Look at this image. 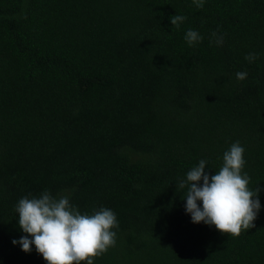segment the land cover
Here are the masks:
<instances>
[{
	"label": "trees",
	"instance_id": "1",
	"mask_svg": "<svg viewBox=\"0 0 264 264\" xmlns=\"http://www.w3.org/2000/svg\"><path fill=\"white\" fill-rule=\"evenodd\" d=\"M236 142L261 206L238 237L193 223L177 186ZM45 190L115 213L93 264H264V0H0V264H46L12 243Z\"/></svg>",
	"mask_w": 264,
	"mask_h": 264
},
{
	"label": "clouds",
	"instance_id": "2",
	"mask_svg": "<svg viewBox=\"0 0 264 264\" xmlns=\"http://www.w3.org/2000/svg\"><path fill=\"white\" fill-rule=\"evenodd\" d=\"M193 3L198 8L204 6V0H193ZM185 20L182 15L170 18L171 24L177 27ZM211 35L213 42L223 44V36L216 32ZM202 40L198 31L187 30L185 41L189 46ZM245 59L254 61L257 54L250 53ZM236 78L243 81L247 73L237 72ZM244 152L239 142L233 143L224 152L222 166L214 175L209 177L205 173L207 161L202 159L198 166L187 172L185 179L179 181L180 189L187 188L186 212L193 223L215 226L220 233L234 237L254 227L261 207L260 190L257 187L250 190V178L246 173L242 174ZM16 212L19 227L26 235L12 243L19 244L25 253H29L34 245L46 264H93L94 258L116 243L113 229L118 228V222L115 213L100 208L93 214H81L66 193L54 197L45 190L39 197H24L18 201Z\"/></svg>",
	"mask_w": 264,
	"mask_h": 264
}]
</instances>
